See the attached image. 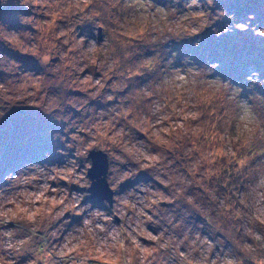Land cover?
I'll return each mask as SVG.
<instances>
[{
    "label": "clouds",
    "instance_id": "clouds-1",
    "mask_svg": "<svg viewBox=\"0 0 264 264\" xmlns=\"http://www.w3.org/2000/svg\"><path fill=\"white\" fill-rule=\"evenodd\" d=\"M216 5L0 0V119L58 127L54 152L0 175V264H264V76L175 47L264 39L255 12Z\"/></svg>",
    "mask_w": 264,
    "mask_h": 264
},
{
    "label": "rangeland",
    "instance_id": "rangeland-1",
    "mask_svg": "<svg viewBox=\"0 0 264 264\" xmlns=\"http://www.w3.org/2000/svg\"><path fill=\"white\" fill-rule=\"evenodd\" d=\"M216 6L218 7V5ZM260 10V14H262L264 19V5ZM259 18V14H257V19L262 21ZM0 19L9 22L10 26H16L14 10L11 8L0 12ZM225 23H228L226 18L219 22L216 27L219 29ZM199 39L201 41L199 48H192L191 41H186L175 47L179 49L180 55L193 53L194 56H198L199 53L221 52L264 53V39L254 38L250 33L231 32L220 38H216L209 29ZM247 40H252L255 43L256 46L251 47L253 50L251 51V48L237 50L243 47ZM250 57L247 55L243 56L241 59L242 66H239L234 71L236 78H244L250 70H257L261 73V76H264V59L256 67V62L251 64V61H249V59L251 60ZM17 58L19 59V57ZM25 64L26 66L34 67L28 61ZM5 103H8L7 98H5ZM50 129L55 131L58 130V127L54 126L47 118L39 115L34 110L16 111L14 109L3 119H0V175L8 171H14L25 162L40 161L45 151L54 152Z\"/></svg>",
    "mask_w": 264,
    "mask_h": 264
},
{
    "label": "trees",
    "instance_id": "trees-1",
    "mask_svg": "<svg viewBox=\"0 0 264 264\" xmlns=\"http://www.w3.org/2000/svg\"><path fill=\"white\" fill-rule=\"evenodd\" d=\"M218 7L225 8L229 12H235L237 17L245 16L247 12H255L259 14V19H262L264 22L261 12V8L264 5V0H218ZM224 5V6H223ZM259 7V8H258ZM256 46L252 40H247L245 45L237 50H244L245 48H251ZM253 49L251 48V51ZM262 51V50H261ZM198 63H209V62H218L219 68L217 69V74L228 78L231 77L233 82L243 81V78H236L234 71L242 66L241 59L243 56H251V64L254 62L255 66L258 67L264 59V53H199L198 56H194L193 53H189ZM212 56V57H210ZM240 61V62H239ZM245 66V65H244ZM243 66V67H244Z\"/></svg>",
    "mask_w": 264,
    "mask_h": 264
},
{
    "label": "water",
    "instance_id": "water-1",
    "mask_svg": "<svg viewBox=\"0 0 264 264\" xmlns=\"http://www.w3.org/2000/svg\"><path fill=\"white\" fill-rule=\"evenodd\" d=\"M93 160L95 161L94 169L92 172H90V175L96 176V175L103 173V171H104V158H103V156L97 154V155L93 156ZM92 191H93V197L97 200L103 199L107 195V193L105 192L104 187H103V182L95 184L93 186Z\"/></svg>",
    "mask_w": 264,
    "mask_h": 264
}]
</instances>
